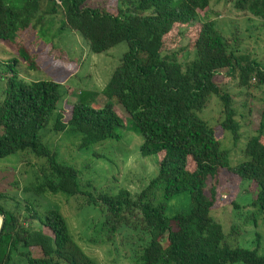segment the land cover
Listing matches in <instances>:
<instances>
[{"label": "trees", "instance_id": "trees-1", "mask_svg": "<svg viewBox=\"0 0 264 264\" xmlns=\"http://www.w3.org/2000/svg\"><path fill=\"white\" fill-rule=\"evenodd\" d=\"M86 1L0 0V41L17 45V58L0 62V69L10 73L0 101V160L20 152L44 160L39 181L26 192L81 197L82 207L98 212L88 243L115 245L123 236L120 244L129 251L130 264H264L257 249H232L222 226L210 218L217 189L230 176L238 181V193L244 192L251 206L264 213V110L258 130L247 139L234 166L229 150L215 137V127L199 117L211 99H217L223 115L219 128L236 146L241 140L237 110L215 76L237 78L244 97L252 88L264 95V65L244 54L237 31L224 37L212 22L199 17L210 0H178L177 5L173 0H117L114 9L88 8ZM232 5L264 26V0H232ZM58 12L56 32L78 33L93 54L121 43L128 46L102 90L105 103L100 107L87 103L89 93L81 92L65 115L59 104L67 87L19 78L18 63L39 69L38 55L20 44L19 36L30 29L38 35L51 32ZM197 23L198 35L190 51L184 50L191 59L181 62L162 49L174 27L181 37ZM118 106L128 121L118 115ZM49 124L50 132L78 139L79 151L121 139L120 131L132 124L143 139L138 151L141 157H155L157 174L134 196L126 190L114 195L97 191L81 183L78 171L58 161L42 143L40 132ZM176 198H182L184 206L169 217L167 206ZM5 200L11 199L0 193V203ZM25 204L24 218L0 204V264H15L16 256L25 264H96L73 240L59 210L40 216ZM237 233L240 229L233 227L227 236Z\"/></svg>", "mask_w": 264, "mask_h": 264}, {"label": "rangeland", "instance_id": "rangeland-1", "mask_svg": "<svg viewBox=\"0 0 264 264\" xmlns=\"http://www.w3.org/2000/svg\"><path fill=\"white\" fill-rule=\"evenodd\" d=\"M173 2L177 5L178 0ZM116 4L117 0L85 2L86 7L95 9H114ZM207 9L198 12L204 22H212L214 29L224 37H230L234 30L237 31L244 54L264 65V26L260 19L236 11L232 0H210ZM60 19L61 14L58 12L54 17L53 29L46 35L40 33L38 35L35 30L30 29L19 36L18 42L33 55H38L39 65L38 70H29L25 63H18L19 78L29 82L55 81L67 87L66 95L59 104L65 115L69 113L70 106L78 102L81 92L89 93L88 99L92 98L93 102L87 99V103L100 107L105 103L102 90L112 72L120 64L128 46L121 43L105 53L93 54L87 42L78 33L68 30L56 32L60 29ZM198 24L188 27L181 37L178 35V26L174 27L170 35L164 39L162 49L175 53L181 62L191 59L192 55L187 57L184 50L190 51V44L195 41L199 32ZM47 39L52 42L46 43ZM13 58H17V45L0 41V62L5 63ZM9 76L7 70L0 69V101ZM214 82L232 97L237 110L235 119L240 124L241 140L233 146L229 133L219 128L223 115L217 99L212 98L199 117L215 127V137L223 148L229 150L230 163L234 166L241 160L245 142L259 128L261 112L264 110V95L261 89L252 88L244 97V91L237 86V78L231 79L224 73L217 74ZM116 109L118 115L128 121V115L121 106ZM50 128L51 124L40 132L42 143L55 152L58 161L78 171L81 183H88L97 191L114 195L120 190H126L134 196L157 174L155 157H141L138 149L143 139L134 132L132 124H128L127 130L120 131L121 139L107 140L84 151L77 149L78 139L61 133L55 134L50 132ZM44 163V160H39L28 152H20L1 159L0 193L11 199L1 202V206L20 214L21 218L28 216L25 202H28L32 210L40 216L48 210H59L67 221L69 234L73 240L96 264H130L127 259L129 251L120 244L123 236L118 237L115 245L88 243V238L92 235L90 228L96 223L98 212L94 211L92 206L82 207L84 202L81 197L67 198L62 195H35L31 191L26 192L39 181V169ZM237 193L238 181L230 176L227 183L217 189V202L210 213V218L222 226L226 242L232 249H257L259 255L264 257V213L251 206L250 197L243 195L244 192ZM181 199L176 198L168 204L167 216H173L184 206ZM183 200H187V196H184ZM235 200L238 209H234ZM233 227H238L240 233L229 238ZM32 252L34 256H38L36 249H32ZM14 261L15 264H25L24 261L18 260V256ZM158 264L167 263L161 260Z\"/></svg>", "mask_w": 264, "mask_h": 264}, {"label": "water", "instance_id": "water-1", "mask_svg": "<svg viewBox=\"0 0 264 264\" xmlns=\"http://www.w3.org/2000/svg\"><path fill=\"white\" fill-rule=\"evenodd\" d=\"M2 227H3V221L1 220L0 221V233H1Z\"/></svg>", "mask_w": 264, "mask_h": 264}]
</instances>
